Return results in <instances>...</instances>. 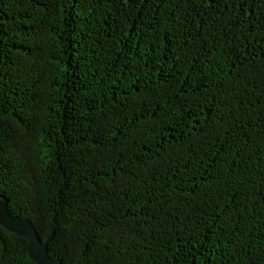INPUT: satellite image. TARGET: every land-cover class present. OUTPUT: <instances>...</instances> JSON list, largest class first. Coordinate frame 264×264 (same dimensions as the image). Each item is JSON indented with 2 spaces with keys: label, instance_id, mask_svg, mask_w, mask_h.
Segmentation results:
<instances>
[{
  "label": "trees",
  "instance_id": "1",
  "mask_svg": "<svg viewBox=\"0 0 264 264\" xmlns=\"http://www.w3.org/2000/svg\"><path fill=\"white\" fill-rule=\"evenodd\" d=\"M0 192L65 264H264V0H0Z\"/></svg>",
  "mask_w": 264,
  "mask_h": 264
},
{
  "label": "water",
  "instance_id": "2",
  "mask_svg": "<svg viewBox=\"0 0 264 264\" xmlns=\"http://www.w3.org/2000/svg\"><path fill=\"white\" fill-rule=\"evenodd\" d=\"M8 204V200L0 192V223L9 231L29 239L30 257L38 264H65L61 258H54L49 254L48 247L54 234L43 241L34 223L27 217L12 214Z\"/></svg>",
  "mask_w": 264,
  "mask_h": 264
}]
</instances>
